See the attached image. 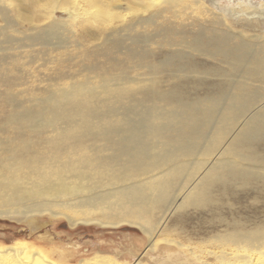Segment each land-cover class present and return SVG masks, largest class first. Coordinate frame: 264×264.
Masks as SVG:
<instances>
[{"label": "bare ground", "instance_id": "bare-ground-1", "mask_svg": "<svg viewBox=\"0 0 264 264\" xmlns=\"http://www.w3.org/2000/svg\"><path fill=\"white\" fill-rule=\"evenodd\" d=\"M77 1L0 0V218L31 231L45 215L137 226L154 249L180 210H222L239 189L264 196V0L189 1V21L187 0ZM53 53L49 87L16 92L20 60ZM218 224L233 253H264V215ZM26 250L0 246V261L58 264Z\"/></svg>", "mask_w": 264, "mask_h": 264}, {"label": "rangeland", "instance_id": "rangeland-1", "mask_svg": "<svg viewBox=\"0 0 264 264\" xmlns=\"http://www.w3.org/2000/svg\"><path fill=\"white\" fill-rule=\"evenodd\" d=\"M102 1L108 2L110 0ZM189 1L192 3L193 0H187L185 3L187 11L185 18L181 20L189 21L194 17V6ZM216 1L220 0H204L206 6L213 4L214 7ZM77 2L84 9L85 1L78 0ZM114 2L116 1L114 0ZM148 2L146 1L145 4L147 7L151 6ZM222 2H220L221 7L224 8V5H228L226 1L222 0ZM94 7V4L92 8L90 5L85 7L86 10L90 11L85 13L89 14L86 16L87 18H92ZM133 7L138 10L142 8V6L135 4ZM110 8L112 6L105 5L101 11L108 13ZM95 10L99 11L97 7ZM187 12L189 13L187 14ZM126 14L122 16V18L124 17L123 20H128L133 15L132 13ZM56 18L65 19L66 14L57 11ZM106 19H112L109 23H115L116 20L108 14ZM256 32L258 33L257 30ZM70 37L72 40V36ZM96 44L101 43L96 42ZM73 53V56L76 57L75 62H79L78 50ZM37 56L39 59L34 57V60H20L21 65L28 70L27 73L23 74L27 79V85L17 88L16 92L22 93L33 88L36 93H40L49 87L45 81L46 77L47 75L53 76L57 68L56 60L52 57H59L56 53L51 54V57ZM202 59L204 60V58ZM206 68L204 67V70ZM77 69L79 70V68ZM164 84V87H167V84ZM191 85L187 84L186 89L188 94L192 95L191 100H194L196 98L195 87ZM60 87H64V85ZM0 89H2L1 84ZM197 92H199V97H203L207 93L206 86ZM27 96L24 93L20 94L18 98L24 101ZM3 138L1 136V139ZM215 195L219 199L217 192ZM263 197L252 192L247 194L239 189L237 195L226 198V204L222 210L212 212L209 209H196L194 207L180 210L163 222L161 229L156 234L154 249L150 248L148 236L137 226L125 224L116 228H101L97 225L78 224L79 226L71 227L65 217L52 218L49 215L38 218L41 228L35 231H31L23 223L0 218V246L27 248V255L31 252L40 251L58 264H79V262L87 259H90V262L100 261L99 264H264V253L245 251L242 245L241 249H238L239 252L233 253L234 247L232 251L229 244L224 245L223 240L214 238L217 233L225 231V227L218 224L220 218L228 220L240 216L263 218ZM215 224L217 227L214 226ZM262 251L264 252V248ZM222 252L231 253L228 256L223 255ZM220 254L221 256H218ZM243 257H251L250 262L244 263ZM0 264L3 263L0 261Z\"/></svg>", "mask_w": 264, "mask_h": 264}]
</instances>
